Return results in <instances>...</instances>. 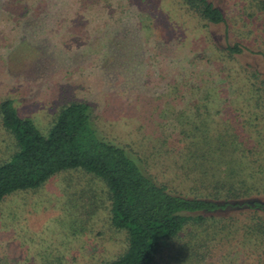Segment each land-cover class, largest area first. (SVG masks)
I'll return each mask as SVG.
<instances>
[{
	"label": "rangeland",
	"instance_id": "rangeland-1",
	"mask_svg": "<svg viewBox=\"0 0 264 264\" xmlns=\"http://www.w3.org/2000/svg\"><path fill=\"white\" fill-rule=\"evenodd\" d=\"M91 1L0 0V101L11 99L16 113L31 119L42 133L60 105L70 100L86 102L96 135L125 148L139 168L154 172L166 183L171 160L188 167L189 158L173 155L174 148L181 149L180 142H175L183 120L181 108L201 95L196 91L193 97L187 89L218 84L230 95L234 89L223 86L226 72L236 70L237 74L242 68L254 70L257 83H263L264 59L244 51L236 62L198 61L200 55L213 54L208 46L233 43L237 25L229 19L227 40L223 26L206 27V46L188 53L187 47H194L189 41L193 27L199 23L191 13L182 16L179 0ZM236 1L213 0L227 15L234 13ZM261 23L256 20L253 29ZM254 34L243 43L263 52L252 40ZM177 36L188 41L181 50ZM223 66L228 70L213 82L204 79ZM201 121L197 119V140L206 130ZM205 137L209 136L205 133ZM17 150L0 116V163ZM193 159L191 163L199 166L201 160ZM208 161L205 157V167L211 165ZM260 199L264 202V195ZM107 208L104 182L80 170L56 173L33 191L5 197L0 202V264L111 260L124 249L125 233L109 225ZM234 212L238 211L229 213ZM167 256L168 248L156 264H211L222 256L216 264L231 260L242 264L238 246L219 250L204 261L194 254H180L176 261Z\"/></svg>",
	"mask_w": 264,
	"mask_h": 264
},
{
	"label": "trees",
	"instance_id": "trees-1",
	"mask_svg": "<svg viewBox=\"0 0 264 264\" xmlns=\"http://www.w3.org/2000/svg\"><path fill=\"white\" fill-rule=\"evenodd\" d=\"M179 1L182 16L191 13L199 23L193 27L189 41L194 47H187L188 53L206 46V27L223 26L227 40L229 19L237 25L233 43L224 40V47L208 46L213 54L200 55L198 61L236 62L244 51L264 59V51L243 43L255 32L252 40L264 49V0H237L234 13L228 15L213 0ZM256 20L262 26L255 31ZM177 37L181 50L188 41ZM226 69L223 66L204 79L213 82ZM235 72L227 71L223 83L234 89L230 95L218 84L187 89L193 97L196 91L201 95L181 108L183 120L175 138L181 149L174 145L177 149L173 146L171 153L174 148L173 155L189 158L188 167L171 160L166 183L154 172L139 168L125 148L96 135L86 102L70 100L60 105L42 133L31 119L16 113L11 99L1 100L0 116L18 150L0 163V202L16 192L37 189L56 173L80 170L104 182L109 225L125 233L124 249L103 264H156L166 248L172 261L179 260L180 254H194L204 261L219 250L237 246L242 264H264V202L260 199L264 195V82L257 83L254 70ZM197 119L206 128L199 140ZM205 157L211 162L206 166L209 171L203 165ZM193 158L202 164L196 161L199 166L195 167ZM218 260L211 264L223 256Z\"/></svg>",
	"mask_w": 264,
	"mask_h": 264
}]
</instances>
